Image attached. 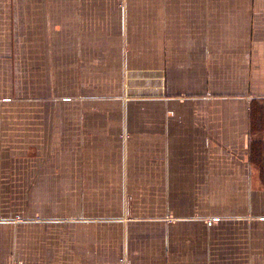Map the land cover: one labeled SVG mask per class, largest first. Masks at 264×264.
<instances>
[{"label":"crops","instance_id":"crops-1","mask_svg":"<svg viewBox=\"0 0 264 264\" xmlns=\"http://www.w3.org/2000/svg\"><path fill=\"white\" fill-rule=\"evenodd\" d=\"M0 264H264V0H0Z\"/></svg>","mask_w":264,"mask_h":264}]
</instances>
